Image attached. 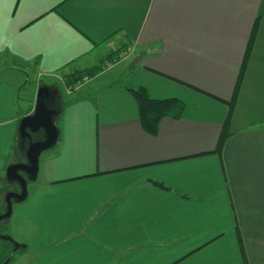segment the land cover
I'll use <instances>...</instances> for the list:
<instances>
[{
	"label": "crops",
	"instance_id": "crops-1",
	"mask_svg": "<svg viewBox=\"0 0 264 264\" xmlns=\"http://www.w3.org/2000/svg\"><path fill=\"white\" fill-rule=\"evenodd\" d=\"M0 70L38 78L27 109L22 83L0 78V215L19 191L4 173L44 137L21 120L40 91L57 111L58 143L3 225L24 264H264V0H0ZM128 85L182 115L150 134Z\"/></svg>",
	"mask_w": 264,
	"mask_h": 264
},
{
	"label": "water",
	"instance_id": "water-1",
	"mask_svg": "<svg viewBox=\"0 0 264 264\" xmlns=\"http://www.w3.org/2000/svg\"><path fill=\"white\" fill-rule=\"evenodd\" d=\"M139 59L140 58L135 59L132 66H135ZM45 97L42 91H40L34 112L21 120L20 133L23 137L31 138L32 133H37L41 130L43 131L44 137L41 140L31 142L26 152V163L13 164L7 168V180L13 184H17L19 186V191H10L6 194L5 201L7 208L6 212L0 215V223L12 216L15 202L22 203L28 198V182L29 180H37L42 153L55 147L58 143L59 131L55 124L57 111L49 108ZM0 240L11 242L14 245L12 256L16 255L21 248V244L9 235L0 234ZM12 256L9 257L4 264H9Z\"/></svg>",
	"mask_w": 264,
	"mask_h": 264
},
{
	"label": "trees",
	"instance_id": "trees-1",
	"mask_svg": "<svg viewBox=\"0 0 264 264\" xmlns=\"http://www.w3.org/2000/svg\"><path fill=\"white\" fill-rule=\"evenodd\" d=\"M257 28H258V23L254 27L253 35H252V38H251V41L249 44V48H248L246 56H245V60L243 62L242 70H241V73H240V76H239V79L237 82V86H236V89H235V92L233 95V99L229 103V116H228L227 121L225 123L223 133L221 134V138L219 141V149L222 147L223 143L229 137V126H230L231 116H232V113H233L235 106H236V103H237V99H238L240 88H241V85L243 82L246 66H247L248 61L250 59L252 47H253L254 42H255ZM113 55L115 56V57L113 56V58L115 60L116 54H113ZM109 57H112V54ZM96 70L97 69H91V70L74 72L70 75V77H68L67 81L71 82V83H75V82L81 80L82 78H84L85 75H89V76L93 77L96 75V72H97ZM127 90L131 93V95L133 96V98L135 99V101L139 107L140 118H141V122H142L143 127L150 134L155 135L157 133L159 122L164 117L171 116L174 118H179L183 113L184 105L178 100H175V99L157 100V99L152 98L146 89L141 88V87H134L132 85H128ZM151 184L154 187H158L162 190H168V188L166 186H164L163 184H161L157 181L151 180ZM5 222H6V220L2 221L0 223V228L2 227V231L4 230L3 225L5 224ZM3 242H4L3 243L4 245H3V247H1V250H0V264H4V262L9 257L12 256L13 251H14V245L11 242H8V241L5 242V240H3ZM21 247H22V245H21ZM11 248H12V250L10 251ZM15 256L16 255L12 256L11 261L15 258Z\"/></svg>",
	"mask_w": 264,
	"mask_h": 264
},
{
	"label": "rangeland",
	"instance_id": "rangeland-1",
	"mask_svg": "<svg viewBox=\"0 0 264 264\" xmlns=\"http://www.w3.org/2000/svg\"><path fill=\"white\" fill-rule=\"evenodd\" d=\"M133 60H134V57L131 60H129V61L132 62ZM104 69L105 68H103V70ZM1 70H3V69H1ZM119 71L121 72V70H119V69L113 70L111 73H109L107 75V77H106L105 80H108L109 81V79H114L115 76H117L119 74ZM0 78L1 79H4V80H9V81L21 82L22 83L21 84L22 85L21 88H23V89L20 92V97H21V100H22V101H20V106H21L22 109H25V108L27 109L28 107L32 106V101L34 99V89H36V87H37V81H38V78L36 76H34V74H31L29 76L28 75H24L23 76V75H17L15 73L14 74H11V73L6 74V73H3V74L0 75ZM64 80H65V78H64ZM82 80H83V78L81 80L75 82V83L78 84ZM75 83L68 82V85L71 86L72 84H75ZM71 98H73V96ZM46 153H47V151L43 153V155L41 157V160L44 158V156H45ZM4 177H6V172L4 173ZM35 183H38V182L36 180L35 181L29 180V182H28L29 192H31L33 190V186L35 185ZM14 190H16V189H14ZM17 205H18L17 203H14V206H17ZM5 210H6V206H5V203H4V205H3V211H5ZM8 232H9L8 229H4L2 231V227L0 228V234L9 235V234H7ZM3 243H4L3 240H0V250H1V247H3V245H4ZM11 250H12V248L10 249V251ZM19 255L20 254L17 253V255L15 257V260L12 261V262H10L9 264H24L25 258L24 257H21V255L20 256Z\"/></svg>",
	"mask_w": 264,
	"mask_h": 264
},
{
	"label": "built area",
	"instance_id": "built-area-1",
	"mask_svg": "<svg viewBox=\"0 0 264 264\" xmlns=\"http://www.w3.org/2000/svg\"><path fill=\"white\" fill-rule=\"evenodd\" d=\"M134 54V48L131 46L128 47H121L118 50V56L115 58V60H125L128 59L129 57H131ZM113 62L107 63L106 66H110ZM92 80V77L89 75H85L83 80L78 83V84H72L71 86H68L69 92H75L79 89H81L82 87H84L86 84H88L90 81Z\"/></svg>",
	"mask_w": 264,
	"mask_h": 264
},
{
	"label": "flooded vegetation",
	"instance_id": "flooded-vegetation-1",
	"mask_svg": "<svg viewBox=\"0 0 264 264\" xmlns=\"http://www.w3.org/2000/svg\"><path fill=\"white\" fill-rule=\"evenodd\" d=\"M37 133H39V132H37ZM37 133H32V134H31V137H32L33 135L37 134ZM14 191H18V190L16 189V190H14Z\"/></svg>",
	"mask_w": 264,
	"mask_h": 264
}]
</instances>
